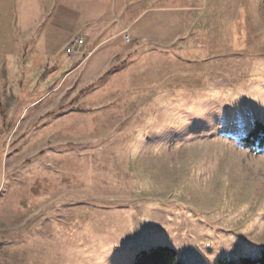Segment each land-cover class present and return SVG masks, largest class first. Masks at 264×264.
Returning a JSON list of instances; mask_svg holds the SVG:
<instances>
[{
  "label": "rangeland",
  "instance_id": "1",
  "mask_svg": "<svg viewBox=\"0 0 264 264\" xmlns=\"http://www.w3.org/2000/svg\"><path fill=\"white\" fill-rule=\"evenodd\" d=\"M257 121L264 0H0V264L259 256Z\"/></svg>",
  "mask_w": 264,
  "mask_h": 264
},
{
  "label": "trees",
  "instance_id": "2",
  "mask_svg": "<svg viewBox=\"0 0 264 264\" xmlns=\"http://www.w3.org/2000/svg\"><path fill=\"white\" fill-rule=\"evenodd\" d=\"M245 145L253 150L264 148V123L255 122L253 127L246 133L243 138ZM176 253L174 250L157 246L148 251H142L136 255L132 264H178L175 262ZM219 264H264V249L259 256L241 257L237 262L222 259Z\"/></svg>",
  "mask_w": 264,
  "mask_h": 264
},
{
  "label": "snow or ice",
  "instance_id": "3",
  "mask_svg": "<svg viewBox=\"0 0 264 264\" xmlns=\"http://www.w3.org/2000/svg\"><path fill=\"white\" fill-rule=\"evenodd\" d=\"M235 115V114H234ZM243 113L241 112L240 116H242ZM238 118V117H237ZM147 227V226H146ZM144 246H154L155 244L159 243V241L154 238V237H145L142 242H141Z\"/></svg>",
  "mask_w": 264,
  "mask_h": 264
}]
</instances>
